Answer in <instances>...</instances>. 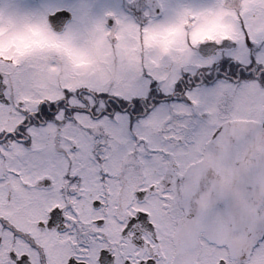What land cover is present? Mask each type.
<instances>
[{"label": "snow or ice", "instance_id": "6c2138e0", "mask_svg": "<svg viewBox=\"0 0 264 264\" xmlns=\"http://www.w3.org/2000/svg\"><path fill=\"white\" fill-rule=\"evenodd\" d=\"M0 264H264V0H0Z\"/></svg>", "mask_w": 264, "mask_h": 264}, {"label": "flooded vegetation", "instance_id": "af4514ba", "mask_svg": "<svg viewBox=\"0 0 264 264\" xmlns=\"http://www.w3.org/2000/svg\"><path fill=\"white\" fill-rule=\"evenodd\" d=\"M26 2L29 3V4H32V5H36L38 3H42L43 0H26ZM109 2H113V0H109ZM69 19H70V17H69ZM214 179H215V176L212 174L211 175V180H214Z\"/></svg>", "mask_w": 264, "mask_h": 264}, {"label": "rangeland", "instance_id": "374dc122", "mask_svg": "<svg viewBox=\"0 0 264 264\" xmlns=\"http://www.w3.org/2000/svg\"><path fill=\"white\" fill-rule=\"evenodd\" d=\"M211 175H212V173H211V171H209V174H208V179L209 180H211Z\"/></svg>", "mask_w": 264, "mask_h": 264}]
</instances>
